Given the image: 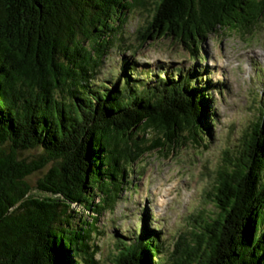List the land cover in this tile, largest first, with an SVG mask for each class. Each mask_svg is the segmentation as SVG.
Here are the masks:
<instances>
[{
    "label": "trees",
    "instance_id": "1",
    "mask_svg": "<svg viewBox=\"0 0 264 264\" xmlns=\"http://www.w3.org/2000/svg\"><path fill=\"white\" fill-rule=\"evenodd\" d=\"M139 6L153 9L142 43L171 36L200 59L210 33L264 19V0H0V264H99L92 234L132 183L127 163L209 131V81L198 70L159 73L150 86L148 70L127 59L113 88L96 81L126 11ZM260 119L251 145L219 172L216 215L177 243L171 264H264ZM84 211L95 216L76 218ZM157 237L142 227L134 243L118 238L113 264H165Z\"/></svg>",
    "mask_w": 264,
    "mask_h": 264
},
{
    "label": "rangeland",
    "instance_id": "2",
    "mask_svg": "<svg viewBox=\"0 0 264 264\" xmlns=\"http://www.w3.org/2000/svg\"><path fill=\"white\" fill-rule=\"evenodd\" d=\"M152 10V6H139L126 11V24L118 27V39L102 57L96 81L113 88L127 59L140 70H148L142 77L150 86L159 73L171 80L198 70L203 86L209 81L208 118L204 120L209 131L200 143L188 140L172 153L153 150L133 164L127 163L132 183L111 209L98 215L92 234L100 247L96 254L99 264H113L118 238L134 243L142 227L158 236L159 255L166 259L165 264H171L179 256L177 243L192 241L193 232L201 231L205 221L216 215L214 193L219 172L251 145L257 121L264 119V19L243 31L210 33L199 41L200 54L205 56L200 59L171 36L142 43L138 31L147 26ZM178 68H182L181 73ZM199 85L196 82L201 90ZM136 133L140 139L142 132ZM31 154L34 152L28 151L23 156ZM43 172L29 178L33 187ZM98 200L95 197L93 203ZM80 215L90 220L92 214L84 211L76 218Z\"/></svg>",
    "mask_w": 264,
    "mask_h": 264
},
{
    "label": "bare ground",
    "instance_id": "3",
    "mask_svg": "<svg viewBox=\"0 0 264 264\" xmlns=\"http://www.w3.org/2000/svg\"><path fill=\"white\" fill-rule=\"evenodd\" d=\"M167 191V190H166Z\"/></svg>",
    "mask_w": 264,
    "mask_h": 264
}]
</instances>
